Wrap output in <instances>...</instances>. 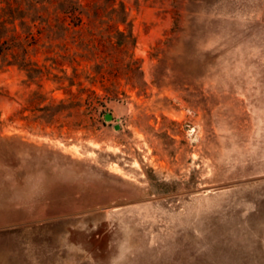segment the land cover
Masks as SVG:
<instances>
[{"label":"rangeland","instance_id":"obj_1","mask_svg":"<svg viewBox=\"0 0 264 264\" xmlns=\"http://www.w3.org/2000/svg\"><path fill=\"white\" fill-rule=\"evenodd\" d=\"M0 264H264V0H0Z\"/></svg>","mask_w":264,"mask_h":264},{"label":"water","instance_id":"obj_2","mask_svg":"<svg viewBox=\"0 0 264 264\" xmlns=\"http://www.w3.org/2000/svg\"><path fill=\"white\" fill-rule=\"evenodd\" d=\"M104 119H105V121H112V115L111 114H106L104 116ZM114 129L117 130L118 129V126H115Z\"/></svg>","mask_w":264,"mask_h":264},{"label":"trees","instance_id":"obj_3","mask_svg":"<svg viewBox=\"0 0 264 264\" xmlns=\"http://www.w3.org/2000/svg\"><path fill=\"white\" fill-rule=\"evenodd\" d=\"M116 33L122 34V32H119V30H118L117 27H114V28L110 31L109 35H115Z\"/></svg>","mask_w":264,"mask_h":264}]
</instances>
